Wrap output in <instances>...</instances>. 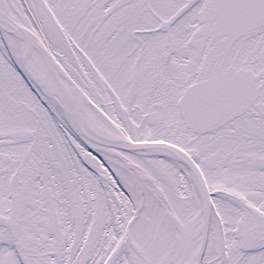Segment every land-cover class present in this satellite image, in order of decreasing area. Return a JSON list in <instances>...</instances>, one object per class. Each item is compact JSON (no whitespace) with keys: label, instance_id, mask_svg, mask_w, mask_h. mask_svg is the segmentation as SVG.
I'll list each match as a JSON object with an SVG mask.
<instances>
[{"label":"snow or ice","instance_id":"snow-or-ice-1","mask_svg":"<svg viewBox=\"0 0 264 264\" xmlns=\"http://www.w3.org/2000/svg\"><path fill=\"white\" fill-rule=\"evenodd\" d=\"M0 264H264V0H0Z\"/></svg>","mask_w":264,"mask_h":264}]
</instances>
